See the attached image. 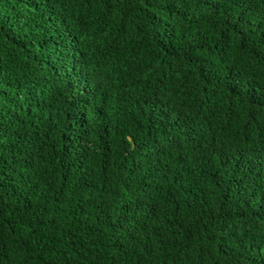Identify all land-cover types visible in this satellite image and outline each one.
I'll return each instance as SVG.
<instances>
[{
    "label": "trees",
    "instance_id": "1",
    "mask_svg": "<svg viewBox=\"0 0 264 264\" xmlns=\"http://www.w3.org/2000/svg\"><path fill=\"white\" fill-rule=\"evenodd\" d=\"M0 264H264V0H0Z\"/></svg>",
    "mask_w": 264,
    "mask_h": 264
}]
</instances>
